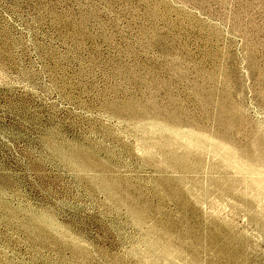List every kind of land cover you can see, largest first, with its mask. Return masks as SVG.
Wrapping results in <instances>:
<instances>
[{"label": "rangeland", "instance_id": "obj_1", "mask_svg": "<svg viewBox=\"0 0 264 264\" xmlns=\"http://www.w3.org/2000/svg\"><path fill=\"white\" fill-rule=\"evenodd\" d=\"M0 264H264V0H0Z\"/></svg>", "mask_w": 264, "mask_h": 264}]
</instances>
